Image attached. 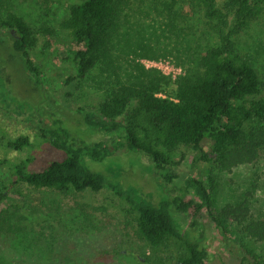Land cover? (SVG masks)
Wrapping results in <instances>:
<instances>
[{
    "label": "trees",
    "instance_id": "16d2710c",
    "mask_svg": "<svg viewBox=\"0 0 264 264\" xmlns=\"http://www.w3.org/2000/svg\"><path fill=\"white\" fill-rule=\"evenodd\" d=\"M69 1L57 32L47 26L36 29L21 15L5 8L0 0V37L5 46L10 45L12 51L24 60L27 79L40 90L45 87L36 63L30 58V51L38 43V35L51 40L60 34L67 41V48L60 54L76 69L75 76L68 82H82L96 69L107 82L116 81L107 89L95 114H85V117L93 129L116 134L117 138L111 143L113 145L102 141L85 146L70 138L69 132L62 127L63 121H51L49 114L53 110L48 105L45 109L36 108L30 112L28 121L31 123L33 119L30 118L38 113L37 127L42 137L65 156L41 172L27 171V162L10 163L15 182L36 190L62 193L111 189L129 203L131 211L137 212L138 232L153 252L169 256L173 247H180L176 254L179 264H206V246L187 240L177 229L171 211L173 208L189 214L193 224L197 223L203 209L211 213L212 195L203 182L194 178L186 181L185 193L193 190L195 198L186 199L184 193L185 196L172 198L155 207L150 202L136 201L133 193H125L119 186L112 185L104 175L87 168L83 160L102 161L117 144L144 152L161 174V179L170 183L178 178L171 166L182 147L203 153L205 144L210 141V152L222 170L264 159V40L258 37L264 34V0ZM137 1L149 3L162 19L161 34L153 32L161 37L174 32L181 18L183 21L188 18L180 15L175 7L177 4L183 11L190 8L199 14L202 33L209 45L193 64L177 58L183 73L174 79L156 69L135 64L133 60L127 59L118 65L117 43L124 25L130 24L128 11H133ZM257 26H261V34H257ZM252 31L256 33L246 38ZM128 34L123 35L125 41ZM189 43L193 44L191 40ZM143 50L146 53L141 57L150 60L170 55L151 53L152 49L145 47ZM84 112L83 108L77 111L79 114ZM29 145L27 136L7 142V147L14 150ZM7 190L0 191V250L2 245H9L25 232L22 226L25 216L21 214L19 204L13 205L16 210H12V206L3 208L8 200ZM246 208L238 205L237 209H228V212L235 210L242 214L233 225L235 233L264 242V217L247 218ZM214 220L221 224L218 219ZM245 253L240 254L241 264H264L263 256L246 249ZM248 255L253 256V260ZM147 262L161 264L163 260L147 257Z\"/></svg>",
    "mask_w": 264,
    "mask_h": 264
},
{
    "label": "rangeland",
    "instance_id": "374dc122",
    "mask_svg": "<svg viewBox=\"0 0 264 264\" xmlns=\"http://www.w3.org/2000/svg\"><path fill=\"white\" fill-rule=\"evenodd\" d=\"M69 4V0H3L5 8L21 15L36 29L47 26L57 32ZM175 7L180 15L188 18L185 21L181 18L174 32L161 37L153 35L154 31L161 34L162 19L151 5L134 3L133 11H128L130 24L124 25L117 43L118 65L129 59L163 75L161 69L175 70L174 74L167 75L173 78L183 73L177 58L187 64L194 63L209 45L202 33V21L190 8L183 11L180 4ZM189 26L191 29H187ZM259 31H262L261 26H257V34H261ZM256 32H250L246 38ZM124 33H129L127 41ZM258 37L264 40L263 33ZM143 47L152 49L151 53L170 55L150 60L141 57L146 53ZM66 48L67 41L60 34L51 40L38 35L30 58L36 63L45 87L40 90L27 79L24 60L10 45L5 46L0 37V191L8 188V200L3 208L12 206V210H16L13 205L18 203L25 216L22 222L25 232L9 245H2L0 264H149L147 257H159L163 260L161 264H179L176 254L181 248L173 247L169 256L153 252L138 232L137 212L131 211L129 203L111 189L62 193L36 190L15 182L10 163L27 162V171L41 172L65 156L42 137L37 127L38 113L30 118L33 119L31 123L28 121L30 112L36 108L45 109L48 105L53 110L49 114L51 121H63L62 127L69 132L70 138L85 146L102 141L113 145L111 143L117 138L116 134L93 129L85 117L95 114L107 89L116 81L107 82L96 69L82 82H68L75 76L76 69L61 57L60 52ZM81 108L86 110L84 114L77 113ZM20 136L29 137L27 148L7 147L8 140ZM210 147V141L205 144L203 153L182 147L171 166L178 178L170 183L161 179L144 152L117 144L106 159L84 158L83 164L104 175L109 183L119 186L125 193H133L136 201L150 202L155 207L179 196L195 198L193 190L185 193V183L192 178L203 182L212 195V211L203 209L197 223L193 224L189 214L172 208L181 234L189 241L206 246V264H241L240 254L245 253V249L264 257V242L235 233L234 224L242 214L235 210L228 212L230 207L237 209L238 205H245L247 218L264 217V159L222 170L215 163ZM214 218L221 224L218 225ZM248 258L253 260V256L248 255Z\"/></svg>",
    "mask_w": 264,
    "mask_h": 264
},
{
    "label": "built area",
    "instance_id": "2783aa9c",
    "mask_svg": "<svg viewBox=\"0 0 264 264\" xmlns=\"http://www.w3.org/2000/svg\"><path fill=\"white\" fill-rule=\"evenodd\" d=\"M155 65L158 66L157 63H155ZM160 69H161V67H160ZM161 70L163 71L164 75L166 74V76L175 73V70H168V69H165V70L161 69ZM180 71H181V70H180ZM180 71H179V73H180ZM179 75H180V74H179ZM179 75H178V76H179ZM176 77H177V76H176ZM176 77H175V75L173 76V78H176Z\"/></svg>",
    "mask_w": 264,
    "mask_h": 264
}]
</instances>
